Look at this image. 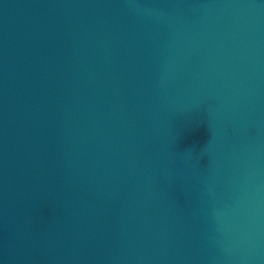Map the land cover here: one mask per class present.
<instances>
[{
	"label": "water",
	"instance_id": "water-1",
	"mask_svg": "<svg viewBox=\"0 0 264 264\" xmlns=\"http://www.w3.org/2000/svg\"><path fill=\"white\" fill-rule=\"evenodd\" d=\"M0 264H264V0H0Z\"/></svg>",
	"mask_w": 264,
	"mask_h": 264
}]
</instances>
